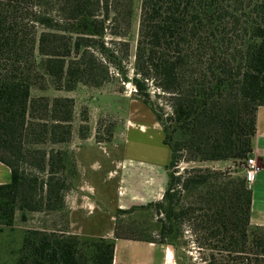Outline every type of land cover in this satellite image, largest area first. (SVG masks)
I'll list each match as a JSON object with an SVG mask.
<instances>
[{"label":"trees","instance_id":"1","mask_svg":"<svg viewBox=\"0 0 264 264\" xmlns=\"http://www.w3.org/2000/svg\"><path fill=\"white\" fill-rule=\"evenodd\" d=\"M111 1L0 0V163L11 172L0 185V226L12 227L19 211L25 219L59 210L67 179L58 176L76 171L62 152L29 148L68 143L74 100L32 91L118 77L170 150L162 200L146 206L158 239L141 241L180 251L189 232L205 264H264V226L251 223L253 190L241 168L264 107V0H142L132 70L126 35L110 27ZM183 161L240 169L173 171ZM115 251L113 240L27 231L16 264H114Z\"/></svg>","mask_w":264,"mask_h":264},{"label":"rangeland","instance_id":"2","mask_svg":"<svg viewBox=\"0 0 264 264\" xmlns=\"http://www.w3.org/2000/svg\"><path fill=\"white\" fill-rule=\"evenodd\" d=\"M111 3L114 11L110 16V27L126 35L123 40L130 44L128 67L132 70L142 0H112ZM134 92L131 84L123 83L118 77L103 84L80 85L72 92L53 88L32 91L33 98L74 100L68 143H47L29 148L35 156L43 152L54 151L55 155L62 152L75 162L76 171L69 167L58 176L67 179V191L59 210L30 212L25 219L19 211L12 227L0 226V264H16L27 231L76 235L87 240H113L116 245L118 243V254L125 252L122 249L130 242L150 237L158 239L154 229L155 214L146 206L162 200L168 183L166 167L170 150L161 141V126L154 125L158 134L152 130L155 116L135 97ZM153 99L170 113L166 98L153 95ZM237 167L229 161H183L178 170L173 171L208 168L225 172L240 169V165ZM27 174L37 175L38 172L27 169ZM185 236L180 251L147 243L151 245L149 252L153 253V264H205L204 254L196 248L191 234L187 232ZM137 263L141 264L138 259Z\"/></svg>","mask_w":264,"mask_h":264},{"label":"crops","instance_id":"3","mask_svg":"<svg viewBox=\"0 0 264 264\" xmlns=\"http://www.w3.org/2000/svg\"><path fill=\"white\" fill-rule=\"evenodd\" d=\"M155 123L156 125L159 126L157 122L152 121L151 124L152 130L154 133L158 134V130L154 127ZM142 127L144 126L141 125V128ZM163 139L164 136L161 135L162 143H163ZM252 157L255 158V160L260 164L261 170L258 172L255 182L250 184L253 190L251 223L257 226H264V107H261L258 110L257 134L254 140V150ZM10 181H11V172L9 168L3 165L2 163H0V185L8 184L10 183ZM150 246H151L150 244H147L143 241L130 242L129 246H126V248L122 249L125 252H121L120 254H118V243H117L114 264H138L137 259L141 262V264H153L151 258L153 253L150 254L149 252V250L151 249L149 248Z\"/></svg>","mask_w":264,"mask_h":264},{"label":"built area","instance_id":"4","mask_svg":"<svg viewBox=\"0 0 264 264\" xmlns=\"http://www.w3.org/2000/svg\"><path fill=\"white\" fill-rule=\"evenodd\" d=\"M244 175L246 181L249 184H252L256 180V176L261 168L258 166L257 161L255 158H250L244 165H243Z\"/></svg>","mask_w":264,"mask_h":264}]
</instances>
